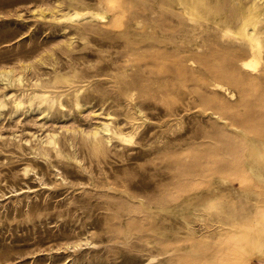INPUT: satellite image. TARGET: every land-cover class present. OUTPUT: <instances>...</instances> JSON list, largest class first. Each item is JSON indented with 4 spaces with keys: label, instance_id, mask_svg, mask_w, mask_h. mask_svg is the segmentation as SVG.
Segmentation results:
<instances>
[{
    "label": "rangeland",
    "instance_id": "1",
    "mask_svg": "<svg viewBox=\"0 0 264 264\" xmlns=\"http://www.w3.org/2000/svg\"><path fill=\"white\" fill-rule=\"evenodd\" d=\"M165 1L93 0L107 16L94 20L79 0H0V264H168L158 253L159 239L173 238L170 227L177 248L170 255L178 264L194 255L186 190L166 192L179 198L170 212L132 198V189L160 179L156 165L186 179L206 135L234 145L242 137L210 109L199 112L207 106L175 73L166 44L193 23ZM243 3L264 10V0ZM128 19V34L108 42ZM256 30L264 35V21ZM112 43L129 45L116 53ZM99 157L111 163L109 173ZM228 194L199 197L208 206L197 212L200 224Z\"/></svg>",
    "mask_w": 264,
    "mask_h": 264
},
{
    "label": "bare ground",
    "instance_id": "2",
    "mask_svg": "<svg viewBox=\"0 0 264 264\" xmlns=\"http://www.w3.org/2000/svg\"><path fill=\"white\" fill-rule=\"evenodd\" d=\"M116 1L132 5L131 0H101V5L111 6ZM165 2L170 7L176 5L190 12L193 27L188 31L175 30L176 33L181 31L182 39L176 37V40L167 43L173 50L171 53L162 50V53L171 54L175 73L189 83L200 105L203 108L207 106L199 112L206 114L210 109L212 115H218L220 120L226 122V127L234 129L236 135L242 138L234 145L233 142L219 140L217 134L206 135L210 142L201 144L204 149L198 153L200 161L194 165V169L192 165L186 166L189 169L186 179L165 174L163 165H156L152 173L160 176V179L143 181L137 191L132 189L130 196L144 200L146 204H166L167 211L174 212L176 208L172 206L177 204L179 198L166 192L175 186L186 190L185 198L181 199L188 198L190 203L187 208L192 215L189 222L192 223L193 239L189 249L194 252L192 257L185 259L186 264L259 262L264 260V35L256 30V26L264 21V10L247 8L243 0ZM92 3L93 0L78 2L79 5L89 6L90 19H106L107 16L102 17L92 9ZM77 16L80 19L88 17ZM111 17L117 19L115 15ZM129 19L128 22L124 21L123 27L115 26L117 37L108 42H115L119 35L128 34L125 26ZM235 38L241 42L237 43ZM115 44L116 53H124L129 45ZM105 76L113 78L112 75ZM78 81L75 80V83ZM41 99L45 102L48 100L45 96ZM75 102L79 106L78 95ZM193 109H186V112ZM211 143L215 144L214 148L209 147ZM97 160L98 164L104 165H101L104 172L109 173L111 163L105 157ZM166 161L167 168H171L173 163ZM251 174L256 179L249 176ZM220 192L229 193L225 202L215 212L210 213L208 209L205 220L200 224L197 212L208 206L199 205L196 201L203 195L202 200L209 202ZM240 196L245 198L243 202L237 201ZM173 231L170 227L167 233V238H173L159 239L162 249L158 255L164 257L162 263L178 264L182 261L170 255L177 250Z\"/></svg>",
    "mask_w": 264,
    "mask_h": 264
}]
</instances>
